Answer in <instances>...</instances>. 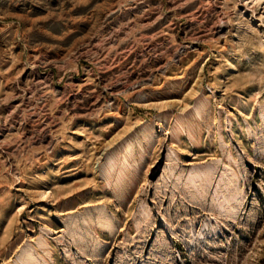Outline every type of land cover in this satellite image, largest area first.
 <instances>
[{
    "label": "rangeland",
    "instance_id": "374dc122",
    "mask_svg": "<svg viewBox=\"0 0 264 264\" xmlns=\"http://www.w3.org/2000/svg\"><path fill=\"white\" fill-rule=\"evenodd\" d=\"M0 264H264V0H0Z\"/></svg>",
    "mask_w": 264,
    "mask_h": 264
}]
</instances>
